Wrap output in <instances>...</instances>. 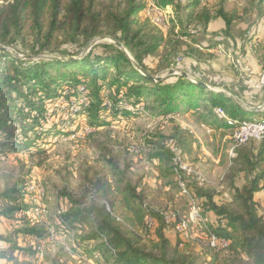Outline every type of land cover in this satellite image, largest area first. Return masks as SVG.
Returning <instances> with one entry per match:
<instances>
[{"label":"trees","instance_id":"obj_1","mask_svg":"<svg viewBox=\"0 0 264 264\" xmlns=\"http://www.w3.org/2000/svg\"><path fill=\"white\" fill-rule=\"evenodd\" d=\"M1 1L0 46H31L30 52L22 53L24 56L50 52V46H64L57 54L74 58L79 50L73 47L108 37L120 43L152 77L155 74L146 61L164 51L165 46H237L232 25L241 15L236 8L228 9L225 0H156L154 5L159 9L172 6L178 22V32L173 28L164 32L141 16L147 6L142 0H125L122 6L96 0ZM248 4L259 15L254 32L247 36L250 43L257 38L264 0H248ZM191 52L197 54L196 62L204 61L199 52ZM179 57L177 68L187 72ZM60 100L68 104L63 120L56 117L55 104ZM217 108L230 120H244L242 115L247 112L227 95L182 76L154 82L135 70L123 52L110 43L97 44L81 59L69 62L21 60L0 51V158L19 152L42 156L53 139L75 133L76 128L97 131L138 118L141 109L156 111V116L163 118L184 114L193 127L227 131L230 126L216 116ZM78 119L82 126L75 125ZM196 143L189 129L174 125L149 155L158 177H173L172 149L191 158ZM227 150V146L221 147L218 166L227 168L223 183L229 191L228 199L216 202L217 192L206 190L195 179L186 182V188L200 201L202 214L208 218V231L228 241L226 251L210 252L212 260L226 254L234 263L264 264V216L254 197L264 187V141H248L234 150L231 159ZM111 165L113 184L93 178L82 196L67 187L58 193L63 205L58 206L49 224L55 236L70 238L73 254L99 264H196L188 245L179 248L178 234L166 230L160 212L153 211L150 237H142L144 193L132 184L129 166L121 170L113 162ZM26 186L0 192V202H4L0 204V219L16 220L22 228L15 235L28 236L31 241L28 248H21L12 239L0 236V241L11 244L9 252H0V261L5 263L32 264L36 240L48 236L28 217L35 205L25 198Z\"/></svg>","mask_w":264,"mask_h":264},{"label":"rangeland","instance_id":"obj_2","mask_svg":"<svg viewBox=\"0 0 264 264\" xmlns=\"http://www.w3.org/2000/svg\"><path fill=\"white\" fill-rule=\"evenodd\" d=\"M96 1L99 3L114 2L122 6L125 0ZM142 1H145L147 6L144 10V15L142 14L141 16H146L150 23H153V26H160L159 29L164 32L172 28L175 32H178V22L175 19L172 6H165L159 9L154 5L156 0ZM225 1L228 9L236 8L239 14H241L240 20L232 25V33L236 37L237 46L239 47L237 48V46L233 45L222 46L227 50L229 58L233 61L239 75L244 66H247L245 54L248 52H251L250 55H252L258 65L264 64V38L263 41L256 38L248 44L249 39H247V36H250L254 32V21L256 18H259V15L255 13V8L248 4V0ZM1 4L2 1L0 0ZM153 7L160 17H155L154 12H152ZM262 8L264 11V5ZM260 21V27L264 29V13ZM95 39H98V37ZM104 42L102 41L98 44ZM254 44L260 45L254 48H246L247 52L244 50V46H242H254ZM63 47L50 46L49 51H55L54 53L50 54V52H47L35 56L62 57L57 53ZM87 47L75 46L73 48L74 50H79L77 55L79 56L87 54L85 50ZM31 48V46L8 47V49L15 52L19 50L20 53L18 54L21 56L23 55L22 53L30 52ZM191 50H196L197 53L201 54V59H204L206 66L212 65L211 63L220 64L218 61H215L216 57L211 58L209 54L200 51L197 46H165L164 51H162L163 54L162 52H158L147 59L146 62L150 65V69L154 72L155 77L164 78L167 76L169 70L175 68V63L180 59L179 56H181L184 61L182 64L183 69L187 71L186 73L189 76L196 78V68L200 66H197L199 62L195 61L197 54L194 55ZM226 63L230 66L231 70L226 75L221 71L223 73L220 76L213 77L210 81L216 80L224 83L226 76L232 79H227L226 84L236 91L234 95H237L238 92L240 93V95L238 93L239 100L250 107L256 108L262 106L264 103V88L259 92H254L250 87L247 88L245 85H241L239 83L240 77L236 78L234 74L233 64ZM167 65H170L169 69L164 68ZM219 74L217 73V75ZM176 76L178 75H171V77ZM255 78L257 79L258 76L256 75ZM55 105H57V119L63 120L64 114L68 110V104L65 100H60ZM145 113L138 118L114 123L97 131L89 129V132H85L88 129L76 128L77 131L75 133L57 138L55 141L53 139L52 144L47 147L46 153L42 156H33L27 152H19L7 157H1L0 192L19 187L23 188L25 184L31 183L30 181L41 183L45 195L39 200V204L45 209V223L36 222L35 220L34 225L46 230L49 228V224H52L58 206L61 207L63 205V202L58 197V193L67 187L74 195L82 196L85 194V188L89 185L88 181L93 178H100L113 184L111 165L113 162L121 170L126 166L131 168L129 177L132 184H137L138 188L143 191V202L148 204L153 211H180L182 214H185L188 208L187 200L182 196L179 187L175 186V179L173 177H158L153 163L149 161V155L157 150L158 144L162 142V138L168 136L171 128L177 125L186 129L191 128L199 138V142L196 143L197 148L192 157L189 158V163L200 179L192 176L189 181L192 179L199 180L200 185L205 187L206 190H215L217 195L214 200L218 203L221 200L228 199L229 191L225 188V182L223 183L227 168H220L218 162L221 147L224 145L228 148V145H230L229 130L203 131L193 127L188 121L190 118L184 114L169 116L171 121L166 122V119L163 120L161 117L156 116V111L145 110ZM262 117H264L263 113L254 114L245 112L242 115V118L248 121ZM75 125L78 127L81 125L79 119ZM129 150H133L134 153H129ZM254 197L259 213L264 216V187ZM25 198L32 204H35L34 196L26 195ZM0 204L3 205L4 202H0ZM21 228V225L16 220L0 219V236L12 239L21 248H28L31 242L30 238L24 235H15V231ZM172 233L176 234L174 231ZM186 244L188 245V251L197 258L196 264H238L234 263L226 254L218 256L216 261L212 260L210 253L203 246V241L199 238ZM10 247V243L0 241V252H9ZM72 247L70 238L55 236L53 241L46 242L43 245L42 257L37 262H33V264H52L53 262L56 264H99L73 254L71 252ZM14 254H18V252ZM0 264L11 263H5L4 260H1Z\"/></svg>","mask_w":264,"mask_h":264},{"label":"built area","instance_id":"obj_3","mask_svg":"<svg viewBox=\"0 0 264 264\" xmlns=\"http://www.w3.org/2000/svg\"><path fill=\"white\" fill-rule=\"evenodd\" d=\"M152 12H154L155 16H159V13L153 7ZM160 17V16H159ZM161 20V18H160ZM256 45V46H255ZM257 47V44L254 46H249V48ZM197 48L209 55L215 57H222L224 55H228V52L222 46H215L212 48H204L202 46H197ZM181 59H178L175 63V70H179ZM233 62V61H232ZM260 70L257 74L258 78L253 79V75L251 71L247 68L243 69V79L250 86L251 90L254 92H259L264 88V64L259 65ZM125 108H129L127 105H123ZM254 108V107H252ZM259 112L264 115V105L260 107ZM130 109V108H129ZM131 110V109H130ZM142 114H146L143 109L140 110ZM215 114L220 119H225L227 124L230 126L229 129V144L228 145V158L231 159L234 155V150L247 143L248 141H256L261 142L264 141V117L260 119H256L253 121L248 120H230L225 116V113L222 109H215ZM161 119H170L169 116ZM88 129V128H85ZM189 132L192 134L196 142H199L198 136L195 134L194 130L188 128ZM199 129L203 131H208L204 125H201ZM90 130H86L85 132H89ZM174 153V158L172 160V169H173V177L176 180L177 187L182 194V196L187 200V211L185 214H182L180 211L173 212H160L164 220V224L166 230H173L178 234L181 242L179 244V248H183L185 243H190L197 238L203 241V246L207 252H213L215 254L226 251L228 248V241L217 237L216 235L210 233L207 229L208 218L202 214V206L199 200L195 199L190 192L186 188V182L189 181L190 178L200 177L196 174L195 171L191 168V164L189 163V158L185 156L178 155L174 149H172ZM264 158V154H263ZM200 185L199 180H197ZM27 194L29 196L35 197V207L30 213H28V217H31L36 222L45 223V209L39 204V200H41L44 195V188L41 183L32 182L27 185ZM145 216H144V230L142 232L143 238L150 237V234L154 228V217L153 210L144 203L143 205ZM106 209L109 211L108 207ZM21 217V215L19 216ZM48 232V236L42 240H36V254L35 257L31 259V262H37L43 255V245L46 242L53 241L55 239V234L52 228L46 229ZM38 242V244H37Z\"/></svg>","mask_w":264,"mask_h":264},{"label":"water","instance_id":"obj_4","mask_svg":"<svg viewBox=\"0 0 264 264\" xmlns=\"http://www.w3.org/2000/svg\"><path fill=\"white\" fill-rule=\"evenodd\" d=\"M105 41L104 43H110L113 44L116 48H118L120 51L123 52V54L128 58V60L132 63L133 67L135 70H137L139 73H141L142 75L148 77L149 79L153 80L154 82H159L161 80H163L164 78L171 76V75H178V76H182L188 80H190L192 83L197 84L203 88H206L208 90H212L215 92H219V93H223L225 95H227L228 97H230L236 104H238L244 111L250 112V113H254V112H259L260 108H252L248 105H246L245 103H243L241 100H239L237 97H235L233 94H231L230 92L227 91H223V90H218L216 88H212L210 86H207L204 82L189 76L186 72L181 71V70H175V69H171L167 72V76L166 77H155V76H149L148 74H146L141 67L135 63V61L130 57L129 53L127 52V50L117 41L108 38V37H98V39H93L90 44L88 45V47L85 49L86 52L88 53L95 45H97L99 42ZM0 51H7L11 54H13L14 56H16L17 58L21 59V60H47V61H61V62H69V61H74V60H78L81 59L83 56L86 55L85 54H81L77 57H70V58H63V57H37V56H21L18 53H16L13 50H10L6 47H2L0 46ZM264 105V103H263Z\"/></svg>","mask_w":264,"mask_h":264},{"label":"crops","instance_id":"obj_5","mask_svg":"<svg viewBox=\"0 0 264 264\" xmlns=\"http://www.w3.org/2000/svg\"><path fill=\"white\" fill-rule=\"evenodd\" d=\"M256 36L259 40L261 39L263 41L264 29L262 27L259 26V29L257 31ZM248 44H250V43H248ZM238 47L239 46H237V48ZM246 48L249 49V46H244V50H246ZM246 52H247V50H246ZM250 53L251 52H248L245 54L246 58H247V66L245 65L244 68H246V69L248 68L251 71V73L253 75V79L255 80L256 75L259 73L260 66L258 65L256 60L252 57V55H250ZM213 57H215V56H213ZM219 59H221V60H219ZM215 61H218L220 64L211 63L212 65L206 66L204 61L202 62L204 64H202L201 62L197 63V66H200V67L196 68V74H195L196 78L198 80L204 82L207 86L214 87L216 89H220V90L227 91L230 93L232 92L231 94L234 95V93H236V91H234V89L228 87V85L226 84L227 79H230V78H227L225 76L226 81L224 83L220 82V81H216V80L210 81L211 78L216 77V76H220L223 72H224L223 74L226 75V73L231 70L230 66L227 65L226 62H228L232 65L233 64L232 60H230L228 55H224L222 57H216ZM233 70H234V74H235L236 78L240 77V79H241L239 81V83L243 86L245 85L247 88L250 87L243 79V70H241L239 75H238V71H237L236 67L234 66V64H233ZM221 71H223V72H221ZM217 73H220V74L217 75ZM230 80H232V79H230ZM238 93H237V95L236 94L234 95L237 98L239 97ZM239 95H240V93H239Z\"/></svg>","mask_w":264,"mask_h":264},{"label":"bare ground","instance_id":"obj_6","mask_svg":"<svg viewBox=\"0 0 264 264\" xmlns=\"http://www.w3.org/2000/svg\"><path fill=\"white\" fill-rule=\"evenodd\" d=\"M156 17V16H155ZM164 22V21H163ZM158 27V26H157ZM160 27V26H159Z\"/></svg>","mask_w":264,"mask_h":264}]
</instances>
